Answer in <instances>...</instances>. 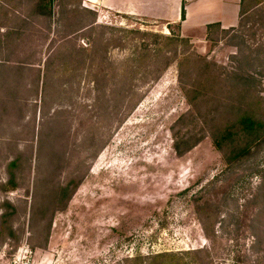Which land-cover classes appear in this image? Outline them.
<instances>
[{
  "label": "rangeland",
  "instance_id": "1",
  "mask_svg": "<svg viewBox=\"0 0 264 264\" xmlns=\"http://www.w3.org/2000/svg\"><path fill=\"white\" fill-rule=\"evenodd\" d=\"M260 1L191 44L0 0V264H264Z\"/></svg>",
  "mask_w": 264,
  "mask_h": 264
},
{
  "label": "crops",
  "instance_id": "2",
  "mask_svg": "<svg viewBox=\"0 0 264 264\" xmlns=\"http://www.w3.org/2000/svg\"><path fill=\"white\" fill-rule=\"evenodd\" d=\"M242 0H80L81 9L94 14L84 29L109 20L119 26L157 27L175 31L191 44L205 42L210 29H236Z\"/></svg>",
  "mask_w": 264,
  "mask_h": 264
},
{
  "label": "trees",
  "instance_id": "3",
  "mask_svg": "<svg viewBox=\"0 0 264 264\" xmlns=\"http://www.w3.org/2000/svg\"><path fill=\"white\" fill-rule=\"evenodd\" d=\"M245 1H246V0H242V3H241V20H242L243 16H245V14H246V11H245V9H244V7H245ZM263 4H264V0L260 1V2L257 4V6H256L255 8H257L258 6L263 5ZM47 7H49V10H51V7H52V1H49V5H48ZM41 8H42V7H41ZM44 9H45V8H44ZM85 12H87V11H85ZM88 13L94 15V14L91 13V12H88ZM49 14H50V12L48 13V15H49ZM50 15H51V14H50ZM241 20H240V22H241ZM184 40H185V39H184ZM244 124H247L248 127H252V126L254 125V123H253L252 121L248 120V119H245ZM190 252H194V251H190Z\"/></svg>",
  "mask_w": 264,
  "mask_h": 264
}]
</instances>
